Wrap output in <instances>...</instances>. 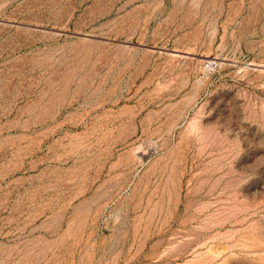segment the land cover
<instances>
[{"label":"rangeland","instance_id":"obj_1","mask_svg":"<svg viewBox=\"0 0 264 264\" xmlns=\"http://www.w3.org/2000/svg\"><path fill=\"white\" fill-rule=\"evenodd\" d=\"M0 264H264V0H0Z\"/></svg>","mask_w":264,"mask_h":264}]
</instances>
